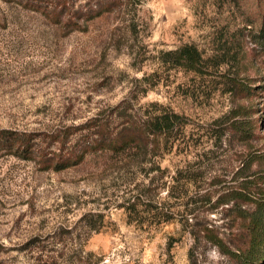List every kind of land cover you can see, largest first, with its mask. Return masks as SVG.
<instances>
[{
  "label": "rangeland",
  "instance_id": "1",
  "mask_svg": "<svg viewBox=\"0 0 264 264\" xmlns=\"http://www.w3.org/2000/svg\"><path fill=\"white\" fill-rule=\"evenodd\" d=\"M50 1L80 25L90 5L119 1L124 8L70 31L19 0H0V130L47 138L42 146L52 153L59 146L47 136L58 130L95 117L116 127L123 114L141 117L162 106L187 118L189 142L160 157L152 149L132 159L98 153L61 172L0 156V264H241L195 236L193 225L216 229L236 250L248 222L236 203L220 201L243 180L264 189V0ZM186 45L209 63L204 76L162 62ZM231 77L247 80L252 92L235 97ZM239 104L250 109L242 119L250 136L239 140L229 130L222 142L211 139L209 130ZM76 132L70 139L83 131ZM251 153L263 157L250 165ZM153 161L160 170L152 171ZM173 176L190 186L172 187ZM136 195L171 220L147 212L132 221L124 205ZM185 208L196 213L184 217Z\"/></svg>",
  "mask_w": 264,
  "mask_h": 264
},
{
  "label": "trees",
  "instance_id": "2",
  "mask_svg": "<svg viewBox=\"0 0 264 264\" xmlns=\"http://www.w3.org/2000/svg\"><path fill=\"white\" fill-rule=\"evenodd\" d=\"M115 2L105 1L100 4L90 5L85 8L86 10L82 9V15L77 19L84 21V25H80L74 18L64 19L65 15H67L64 5L60 8L59 4L55 5L50 0H19V4L26 9L39 13L48 18L52 24L59 25L64 30L70 31H86L87 27H84L85 25L124 8L121 6V2L118 1L119 4ZM131 29L135 34L138 33L136 25H133ZM162 62L164 64H172L174 67L196 73L197 75L204 76L209 72L207 69L209 68V63L195 46L186 45L176 51L165 52ZM221 63L223 62L221 61ZM226 82L229 92L235 97L242 93L252 92L251 85L247 80L231 77L227 78ZM118 109L119 107L116 108L117 111ZM249 110V107L239 104L230 112V117L225 124H219L218 127L209 130L213 134L211 139L215 138L216 141L222 142L223 136L229 130L236 136H240L238 137L239 140L247 139L249 133H246V128H244L246 122L242 121V119L246 117ZM121 116L124 121L116 125V127H114L115 123L110 121V119L105 120L103 117H95L82 127H69L67 130L63 129L54 132L50 137L47 136L48 141L51 146L58 145L57 150L59 151L52 153H47V148L42 146V142L47 138L39 141L37 135L33 133L3 129L0 130V156L9 155L22 160L34 161L42 165L45 170L61 172L77 168L86 162L90 156L98 153H101L100 157L110 154L115 159H132L148 157L152 149L151 153H156L159 156L162 154L163 149H172L178 143L186 144V142H189V139H187L189 122L184 115L173 110H167L162 106H153L151 111L141 117H136L132 114H123ZM80 130L83 132L78 138L70 139L77 134L76 131ZM70 142H72L71 147L68 146ZM50 154L52 155L50 156ZM262 157L263 155L259 153H251L247 160L251 165L255 161L261 160ZM147 162L148 160L143 162L142 165ZM154 166H158L157 163L154 162L152 171L160 170V165L157 169ZM131 174L136 176L135 173ZM120 178L123 179V177ZM172 183V187L177 186L175 188L180 189L179 187L185 185L190 186L191 182L188 178L182 180L173 176ZM255 183L253 180H243L240 183L241 189L228 191L227 195L220 201L222 205H228L231 202L236 203L233 209L239 208V219L243 222H248L244 226V233L242 232L241 234L244 242L242 245L237 246L236 250H232L233 248L225 243V240L217 233L216 229L209 226L199 227V224L193 225V229L196 231L195 236L197 234L201 235L210 243L219 247L225 255L237 258L241 264H264V189L261 185ZM150 189L145 188L147 199L148 194L152 192ZM204 198L201 200L202 202L207 200L206 197ZM245 204L253 205L254 209H242V205ZM124 206L132 221L140 222L147 212H152L153 218L159 217L160 221L168 222L171 220V216L167 215L164 208L155 207L156 210L161 211L153 212L150 201L145 203L141 200L140 195L130 197ZM141 207L145 209H140ZM195 213L196 209L194 208L188 210L185 208L183 212L184 217ZM89 226L90 229L96 228L90 223Z\"/></svg>",
  "mask_w": 264,
  "mask_h": 264
}]
</instances>
